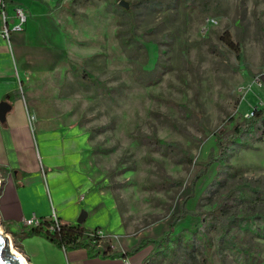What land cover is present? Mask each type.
Here are the masks:
<instances>
[{"label": "rangeland", "instance_id": "rangeland-1", "mask_svg": "<svg viewBox=\"0 0 264 264\" xmlns=\"http://www.w3.org/2000/svg\"><path fill=\"white\" fill-rule=\"evenodd\" d=\"M13 2L27 10L29 115L87 143L91 172L138 243L129 252L186 211L162 246L145 245L149 264H264V121L246 117L264 109V0ZM118 227L97 230L99 248ZM0 229L31 264L30 240ZM188 236L203 254L188 256Z\"/></svg>", "mask_w": 264, "mask_h": 264}, {"label": "crops", "instance_id": "crops-1", "mask_svg": "<svg viewBox=\"0 0 264 264\" xmlns=\"http://www.w3.org/2000/svg\"><path fill=\"white\" fill-rule=\"evenodd\" d=\"M6 6L12 18L16 5L7 0ZM8 26L12 28L11 23ZM25 44H29L25 31L12 34L9 43L0 37V105L9 106L0 119L2 224L19 237L20 245L23 239L30 240L26 249L21 247L31 264H144L149 247L129 252L138 243L126 237L113 198L100 187L101 177L91 172L87 143L67 127H54L51 119L29 115L21 96L24 72L19 68ZM52 210L62 225H81L90 232L110 229L117 222L122 233L103 237L111 240L105 257L91 256L82 247L63 250L41 236L21 235L23 219L47 220Z\"/></svg>", "mask_w": 264, "mask_h": 264}, {"label": "trees", "instance_id": "trees-1", "mask_svg": "<svg viewBox=\"0 0 264 264\" xmlns=\"http://www.w3.org/2000/svg\"><path fill=\"white\" fill-rule=\"evenodd\" d=\"M121 12L126 13V14L129 13L128 11L124 9H121ZM235 51L237 52V56H238L237 58L240 59V53L238 52V49H236ZM253 117H254L252 118L253 123L258 121L259 119L264 121V109L253 110ZM262 128H264V124H262ZM234 134H235L234 139H230L229 142L238 141L241 135V132H239V127H236L234 129ZM216 142H217L216 145H217L218 153L224 152L225 147L223 144V140L221 141L219 138H216ZM212 154L213 153H210L208 155V158L212 156ZM214 161L216 160L214 159ZM181 214L182 215L175 217L172 224L168 226L167 232L164 236L165 238L167 237V235L171 236L173 234V229L177 221L181 220L183 217H185L187 214H190V213L184 211ZM50 225L51 223L45 220L41 226H38L36 228H31V229H25V231L21 235L23 237L41 236L45 238L46 240H48L49 242H51L52 244H54L55 246H57L58 248H61L63 250L77 249V248L82 247V248H85L91 256L105 257L110 252L109 246H105L102 249L99 248L100 245L98 242L101 241V238L96 234L97 232L96 230L95 232L91 233L85 230L81 225H75V226L61 225L60 230L58 232H50L48 229ZM163 238L160 241L154 240V241H151V242L148 241V242L155 246H162ZM196 238L198 237H194L190 239V237L188 236L185 239L186 248L188 249V252L190 253V255H188L189 257H191L192 256L191 254H194V253L203 254V249L201 245L198 243ZM148 242L140 243L137 249H140L143 246L147 245ZM133 252H135V250ZM174 260H175V263L177 264L178 262H181V261L183 262L184 258L175 256ZM148 262L149 261H146L144 264H149ZM183 264H186V263L183 262Z\"/></svg>", "mask_w": 264, "mask_h": 264}, {"label": "built area", "instance_id": "built-area-1", "mask_svg": "<svg viewBox=\"0 0 264 264\" xmlns=\"http://www.w3.org/2000/svg\"><path fill=\"white\" fill-rule=\"evenodd\" d=\"M6 1L7 0H0V37L9 43L12 34H18L23 31L22 28L26 23L27 16L26 12L22 8L16 7L14 9V16L12 18H9L6 13ZM9 23L12 24V28H9ZM255 84L258 87H262L260 82ZM248 116L252 117L253 111L249 113V115H247L246 117ZM44 221L45 220L43 219L31 217L29 219H23L22 223L25 229H31L41 226ZM46 221L51 223L50 227L48 228L50 232H58L60 230V226L62 224L59 222L56 213L53 210L51 211V216Z\"/></svg>", "mask_w": 264, "mask_h": 264}, {"label": "water", "instance_id": "water-1", "mask_svg": "<svg viewBox=\"0 0 264 264\" xmlns=\"http://www.w3.org/2000/svg\"><path fill=\"white\" fill-rule=\"evenodd\" d=\"M118 5L123 9L128 8L127 3L125 2H120ZM5 108H9V106L7 104L2 103L0 105V110H2V112L0 113V119L2 121L5 116V112H4ZM0 264H25V262L21 258H19L14 253H12L9 245V241L5 236L2 235V233H0Z\"/></svg>", "mask_w": 264, "mask_h": 264}, {"label": "bare ground", "instance_id": "bare-ground-1", "mask_svg": "<svg viewBox=\"0 0 264 264\" xmlns=\"http://www.w3.org/2000/svg\"><path fill=\"white\" fill-rule=\"evenodd\" d=\"M0 233H2V230H1V229H0ZM2 235L4 236L3 233H2ZM5 237H6V238L8 239V241H9V245H10V248H11L12 253H14L16 256H18L19 258H21V259L25 262V264H27V262L25 261V259H23V257H22L20 254H18L17 252H15V251L13 250L10 238H9L8 236H5Z\"/></svg>", "mask_w": 264, "mask_h": 264}]
</instances>
